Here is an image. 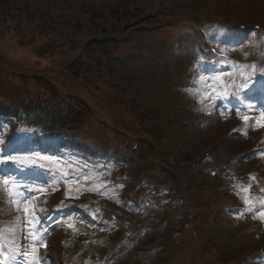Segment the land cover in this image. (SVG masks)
Returning <instances> with one entry per match:
<instances>
[{
  "label": "rangeland",
  "instance_id": "rangeland-1",
  "mask_svg": "<svg viewBox=\"0 0 264 264\" xmlns=\"http://www.w3.org/2000/svg\"><path fill=\"white\" fill-rule=\"evenodd\" d=\"M15 5H19L23 2V0H12ZM46 2H58V3H62V1L60 0H45ZM101 1H107V0H101ZM234 1V0H233ZM30 3H34L33 0H29ZM233 9V8H232ZM75 13L77 12L74 9ZM246 13H248L247 11L244 12V17L247 16ZM247 18V17H246ZM245 18V19H246ZM77 39V38H75ZM72 39L71 41L66 40H60L58 39V41L54 44L51 43H38V42H34V40H31L30 44H26L25 46H28L26 50H22L20 49H14L11 46H9L8 44L4 43V38H2L0 40V53L4 56H9L11 58H13L14 60H16L17 62H19L20 64H22V62L26 63V64H31L32 65H36L37 67H44V66H51L53 68H55L58 63L62 62L63 59L65 58H70L77 50H78V43L79 40H75ZM156 40V38H155ZM130 51H138V46L136 45H132L130 47ZM166 53L169 57H171V50L170 49H166ZM25 56L29 57V59L25 58ZM144 57H150L153 58L155 60H160L161 62H164L163 57L160 55V53L154 52L152 53V50L150 51H146L143 54ZM22 61V62H21ZM143 77L147 80H143V82L150 84V79H152L151 76L149 75H143ZM67 78L64 75H59V77H56V82L58 84H60L64 89H68V92H74L76 85H71L69 83H67ZM134 81H136L134 79ZM16 84V83H14ZM74 84V83H73ZM152 91H153V86L151 87ZM85 94H87L89 97L94 98L93 96H91L89 94L88 90L84 91ZM95 99V98H94ZM74 100H64L63 101V105L66 106L67 104H73ZM101 113L105 114L106 116H111L109 112L106 111H100ZM213 115L211 120H212V124L210 126H206L204 128H199L198 129V134L196 135V138L194 139V145H202L205 140H207L208 138H210L211 140V131L212 128L215 126H218L222 129V133L227 129V125L228 122L225 120L227 118H223L222 116H215ZM261 116V115H260ZM259 117V116H258ZM188 119V118H186ZM258 119L256 118V121ZM257 128V127H256ZM38 129V128H37ZM78 137H81V140H84L86 142H90V143H97V137L95 135H90L88 136L86 133H82L81 135H79ZM235 145L231 144L230 148L232 149V151L236 152V153H240L242 152L244 149L248 148L247 144H244L243 140H237L234 143ZM0 171H7V168L2 167V170L0 169ZM39 174H37L38 176ZM7 178V177H5ZM36 182H38V184H27L32 185L29 187V189L31 190L33 187H42L44 189L43 192H34L32 193V199H34L37 202V207L38 208H43L45 209L46 206L45 204L47 203H43L41 202V198L45 197V196H51L52 191H49L46 189V186H41L39 185V181L37 180ZM24 196H28L29 192H24L23 193ZM0 200L6 202L8 207L7 209L9 210V212H18V214H16L15 219L11 222V227H16L17 230L22 231L24 233L26 232H31L34 231V229L31 227V225L25 227L22 223L23 220V210H17L16 207L10 202L9 197H8V193L4 190L3 186L0 185ZM44 212V211H43ZM43 212H37V220H33L32 223L37 225L38 227H42V224L44 222V219L39 218V214H43ZM21 218V219H17V218ZM231 224V223H230ZM229 224V226H230ZM234 224V223H233ZM233 224L231 225V227L233 226ZM222 226H225L224 223H222ZM228 226V227H229ZM59 230L62 231V233H65V231L62 230V227L59 228ZM41 236L45 237V245L46 246H37L36 247V256L40 261V264H53V259L54 264L59 263V257H60V249H59V243H58V238L57 235L54 236V234L51 235H47L44 231L40 233ZM28 242H29V246L33 247L34 245V241L31 239V236H28ZM257 241V240H256ZM155 256V253L149 251L148 253L144 254V257L146 258H152Z\"/></svg>",
  "mask_w": 264,
  "mask_h": 264
},
{
  "label": "snow or ice",
  "instance_id": "snow-or-ice-1",
  "mask_svg": "<svg viewBox=\"0 0 264 264\" xmlns=\"http://www.w3.org/2000/svg\"><path fill=\"white\" fill-rule=\"evenodd\" d=\"M255 65H252L251 68L253 71H255ZM262 74H264V70H262ZM249 84V79L246 77L244 82L240 85L241 88L247 87ZM261 87H264L262 85ZM245 121H247V117H243ZM264 126V125H261ZM3 141H0V144H2ZM264 152V150H262ZM43 159H49L48 157H43ZM8 162H12L14 165H20L23 166L26 161L24 159H21L17 156H14L12 154H4L2 150H0V167L5 166ZM32 165H36V160L33 159L31 161ZM39 167H43V164L38 165ZM19 169L17 168L15 171H0V185L3 186L4 190L8 193V197L10 202L16 207L17 210H23L24 216L22 223L25 227L31 225V227L34 229V231L26 232L24 233L25 238L28 236H31V239L35 242L32 251H23L19 255L20 257H32V264H40L39 259L36 256V247L37 246H46L44 241L45 237L41 236L40 233L44 231L42 227H38L37 225L33 224V220H37V212H43V208L37 207V202L32 199V193L34 192H43L44 189L42 187H33L31 190L29 189V186L25 184L23 181V178L18 175ZM7 177V178H5ZM24 192H29L28 196H24ZM246 204H250L251 200L248 199L245 201ZM251 210V209H250ZM258 216H260L262 219H264V208L260 209L257 213ZM18 220L21 218H17ZM71 227V225H69ZM5 239H8L13 247L15 246V241L11 237H4L3 235H0V241H3ZM9 249L6 245L0 244V264H7V258L5 257V253H8ZM10 258L13 262H15L18 257L15 254V252L9 253Z\"/></svg>",
  "mask_w": 264,
  "mask_h": 264
},
{
  "label": "trees",
  "instance_id": "trees-1",
  "mask_svg": "<svg viewBox=\"0 0 264 264\" xmlns=\"http://www.w3.org/2000/svg\"><path fill=\"white\" fill-rule=\"evenodd\" d=\"M0 9H3V10H4V14H6L7 11H8L9 9H11V6H9L8 2H7L6 0H4V1H3V6L0 7ZM44 28L46 29L47 26L44 25Z\"/></svg>",
  "mask_w": 264,
  "mask_h": 264
}]
</instances>
